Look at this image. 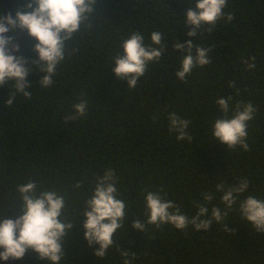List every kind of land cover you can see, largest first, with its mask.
<instances>
[{
	"label": "trees",
	"instance_id": "1",
	"mask_svg": "<svg viewBox=\"0 0 264 264\" xmlns=\"http://www.w3.org/2000/svg\"><path fill=\"white\" fill-rule=\"evenodd\" d=\"M232 23L220 22L208 34L204 26L187 37L190 26L180 23L190 0H97L88 26L66 41V60L56 83L38 84L33 66L28 79L32 95L9 107L10 89H0V218L13 217L22 203L18 184L34 180L37 193L56 190L64 196V218L73 223L65 243L64 264H122L113 248L104 260L83 236L82 215L95 179L115 168L119 191L132 214H142L141 190L163 187L168 198L185 211L193 210L203 191L220 180L234 183L247 177L252 194L264 197V0H230ZM23 0H11L19 6ZM0 7L3 8L0 0ZM4 9V8H3ZM167 34L169 52L151 66L137 87L115 76L111 59L132 31ZM25 55L34 41L20 33ZM191 39L212 47V63L193 70L184 81L175 78L179 52L173 45ZM255 55L257 68L245 71L241 57ZM235 80L237 87H228ZM81 94L89 101L86 118L65 122L64 116ZM232 95L257 108L249 123L250 150L235 151L209 133L218 115L215 100ZM189 119L192 143L178 142L168 130V112ZM157 119H153L157 116ZM210 211V210H209ZM117 242L136 252L134 264H264V232L232 212L226 227L213 223L206 232H184L171 226L144 231L126 220ZM20 264H45L28 250ZM0 264H7L0 261Z\"/></svg>",
	"mask_w": 264,
	"mask_h": 264
},
{
	"label": "clouds",
	"instance_id": "2",
	"mask_svg": "<svg viewBox=\"0 0 264 264\" xmlns=\"http://www.w3.org/2000/svg\"><path fill=\"white\" fill-rule=\"evenodd\" d=\"M96 4L97 0H23L7 14L0 7V89L6 85L10 89L4 101L6 106H13L21 96L27 99L32 95L28 90L32 86L28 76L33 66L41 89H50L56 83L54 77L67 58L65 42L73 39L82 25L88 26L91 15L97 11ZM230 7V0H190L183 18L178 21L190 26L187 37L197 36L202 26L211 34L220 22L234 21ZM20 33L34 41L31 52L35 56L24 54L23 41L17 38ZM173 47L180 54L174 69V76L179 80L184 81L194 69L212 63V47L194 45L191 39L177 41ZM120 48V54L111 58L115 62L112 71L117 78L126 80L127 90L135 89L150 67L159 65L169 52L167 34L160 30L147 34L132 31L122 40ZM240 62L245 71L257 68L255 55L241 57ZM228 87L236 89V81H229ZM215 104L218 115L209 128L212 139L233 151H249L248 128L257 108L251 101L235 102L233 106L232 95L219 96ZM88 112L89 101L81 94L64 120L77 121L86 118ZM167 120L168 130L178 142L192 143L189 119L173 111L167 113ZM119 183L116 169L105 168L96 177L82 212L83 236L89 246L98 245L94 249L97 259L104 260L115 248L120 252L122 264H134L136 252L121 248L117 242L120 231L127 232L125 224L130 216L132 227L140 231L171 226L186 232L190 226L194 232H206L213 223L225 228L229 214L236 212L240 221L251 224L257 232H264V197L251 193L247 177L234 183L218 181L213 189L201 192L191 211H185L168 198L163 187H145L141 190V215L131 213L128 200L119 191ZM36 190L34 180L18 184L20 210L13 217L0 218V261L20 260L31 250L45 264H64L66 237L73 227L64 218L65 198L56 190L38 193Z\"/></svg>",
	"mask_w": 264,
	"mask_h": 264
},
{
	"label": "water",
	"instance_id": "3",
	"mask_svg": "<svg viewBox=\"0 0 264 264\" xmlns=\"http://www.w3.org/2000/svg\"><path fill=\"white\" fill-rule=\"evenodd\" d=\"M3 8L5 13H9L12 12L13 10V6L11 4V0H1ZM2 250V249H0ZM7 264H20L18 260H9V261H5Z\"/></svg>",
	"mask_w": 264,
	"mask_h": 264
}]
</instances>
